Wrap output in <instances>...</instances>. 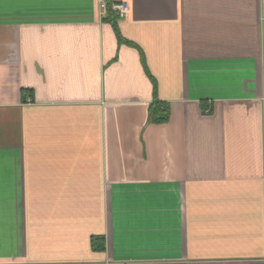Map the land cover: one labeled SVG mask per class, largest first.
<instances>
[{
	"label": "crops",
	"instance_id": "1",
	"mask_svg": "<svg viewBox=\"0 0 264 264\" xmlns=\"http://www.w3.org/2000/svg\"><path fill=\"white\" fill-rule=\"evenodd\" d=\"M100 1L0 0V264H264V0Z\"/></svg>",
	"mask_w": 264,
	"mask_h": 264
},
{
	"label": "trees",
	"instance_id": "2",
	"mask_svg": "<svg viewBox=\"0 0 264 264\" xmlns=\"http://www.w3.org/2000/svg\"><path fill=\"white\" fill-rule=\"evenodd\" d=\"M108 2H109V4L111 3L110 0H108ZM109 10H111V9H108L106 19H108L109 21L112 22V24H113V26L117 32L119 40L122 41V38L120 37V35L117 31V27H116L115 19L117 18V16L112 10L111 11H109ZM167 117H168V115H167L166 106L160 105V104H153V103L150 105L149 118L151 121L161 122V121H165L167 119Z\"/></svg>",
	"mask_w": 264,
	"mask_h": 264
},
{
	"label": "built area",
	"instance_id": "3",
	"mask_svg": "<svg viewBox=\"0 0 264 264\" xmlns=\"http://www.w3.org/2000/svg\"><path fill=\"white\" fill-rule=\"evenodd\" d=\"M100 6L104 12H106L108 7H110L117 17H123L129 9V4L128 2H125V1L111 2L109 4L108 0H101Z\"/></svg>",
	"mask_w": 264,
	"mask_h": 264
}]
</instances>
